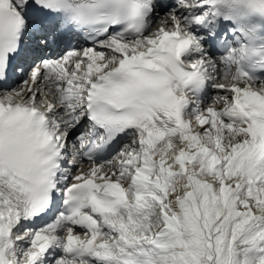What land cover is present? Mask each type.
<instances>
[{
	"label": "snow or ice",
	"instance_id": "obj_1",
	"mask_svg": "<svg viewBox=\"0 0 264 264\" xmlns=\"http://www.w3.org/2000/svg\"><path fill=\"white\" fill-rule=\"evenodd\" d=\"M0 264H264V0H0Z\"/></svg>",
	"mask_w": 264,
	"mask_h": 264
}]
</instances>
